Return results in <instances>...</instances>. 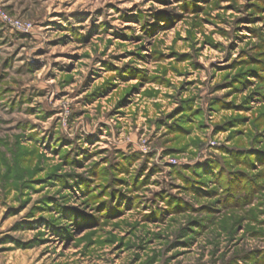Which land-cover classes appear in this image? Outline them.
Returning a JSON list of instances; mask_svg holds the SVG:
<instances>
[{"label":"rangeland","instance_id":"obj_1","mask_svg":"<svg viewBox=\"0 0 264 264\" xmlns=\"http://www.w3.org/2000/svg\"><path fill=\"white\" fill-rule=\"evenodd\" d=\"M0 4V264H264V0Z\"/></svg>","mask_w":264,"mask_h":264},{"label":"built area","instance_id":"obj_2","mask_svg":"<svg viewBox=\"0 0 264 264\" xmlns=\"http://www.w3.org/2000/svg\"><path fill=\"white\" fill-rule=\"evenodd\" d=\"M0 20L6 25L8 24L12 28L20 31L28 29V25L26 22L22 20H18L17 18L11 16L10 13L7 12V10H5V8H3L1 4H0Z\"/></svg>","mask_w":264,"mask_h":264}]
</instances>
